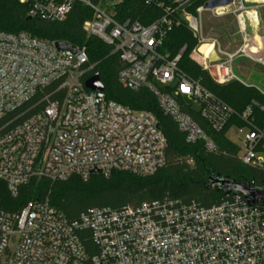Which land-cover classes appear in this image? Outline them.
<instances>
[{
    "label": "built area",
    "instance_id": "1",
    "mask_svg": "<svg viewBox=\"0 0 264 264\" xmlns=\"http://www.w3.org/2000/svg\"><path fill=\"white\" fill-rule=\"evenodd\" d=\"M129 1L19 0L31 17L58 22L78 3L89 8L83 29L119 55L118 80L124 88L149 90L186 141L203 142L209 151H216V143L183 106L196 107L215 132L237 117L244 125L230 129L244 133L238 156L264 173V127L252 120L257 104L237 112L179 67L186 45L175 56L163 50L185 13L203 69L219 84L239 80L233 63L243 50L229 52L208 37L203 13L233 14L246 39L247 28L260 24L258 8L264 2L207 0L195 13H186L194 0H142L159 11L143 23L118 18ZM55 43L26 31H0V179L12 195L33 178L88 180L93 173L109 177L114 171L149 176L163 167L167 140L156 116L87 88L98 62L90 60L86 46L60 51ZM204 44H212L207 54L199 50ZM25 105V111L2 121ZM82 229L90 230L92 254L80 238ZM11 236H16L13 250ZM5 256L8 264H264V205L235 194L211 206L164 199L123 209L93 207L70 221L47 197L29 201L18 213L0 210V264Z\"/></svg>",
    "mask_w": 264,
    "mask_h": 264
},
{
    "label": "trees",
    "instance_id": "2",
    "mask_svg": "<svg viewBox=\"0 0 264 264\" xmlns=\"http://www.w3.org/2000/svg\"><path fill=\"white\" fill-rule=\"evenodd\" d=\"M206 1L194 0L191 5L194 12L196 7ZM134 2L136 0L122 5V19L130 17L149 23L159 15L157 9L147 7L142 0L133 6ZM91 14L89 8L78 3L66 20L50 21L31 17L28 7L19 0H0V31H26L33 37L49 42L65 41L74 46H86L90 60L98 62L93 73L100 75L106 97L136 110L150 111L156 116L167 140L166 163L149 176L114 171L109 177L93 173L88 180L76 175L54 182L33 178L20 187L16 196L0 179V210L18 213L29 201L48 197L51 204L59 208L70 221H76L93 207L123 209L154 200L179 199L186 203L195 201L202 206H211L230 195L216 187H208L209 178L215 175L228 176L240 182H253L258 186L264 183V173L244 164L238 156L239 147L227 137L233 124L244 125L240 119L234 117L222 131L215 132L200 117L196 107L189 104L183 106V110L192 115L216 143V151H209L203 142L193 144L186 141L185 135L172 118L162 112L157 98L149 90L132 91L124 88L118 80L122 68L119 55L110 54L111 49L107 44L98 38L88 37L83 29L84 21ZM216 26L221 27L222 23ZM184 45L186 49L182 53L179 67L237 112L256 103L252 120L255 125L264 127V93L257 86L247 85L237 79L219 84L207 70L191 61L188 54L198 42L187 36V23L183 20L167 36L163 50L175 56ZM28 107L25 105L9 113L2 121L14 118ZM29 114L21 116L16 122L22 121ZM79 235L88 252L94 253L96 248L90 230H79Z\"/></svg>",
    "mask_w": 264,
    "mask_h": 264
},
{
    "label": "rangeland",
    "instance_id": "3",
    "mask_svg": "<svg viewBox=\"0 0 264 264\" xmlns=\"http://www.w3.org/2000/svg\"><path fill=\"white\" fill-rule=\"evenodd\" d=\"M140 1L136 0V2L133 3V6ZM191 5L186 8V13H195L194 8H192ZM258 11L260 15V24L257 28H247L249 35L246 39L239 33V28L233 14L228 13L218 17L214 16L211 10H206L203 13V21L206 35L208 37L217 38L224 49L232 53L241 49L243 50V55L234 60V72L237 78L243 83L257 86L264 93V45H260L255 38L256 35H259L264 42V4L259 6ZM184 15L185 13L180 15L182 21H186ZM121 16L119 12L118 18H122ZM221 23V27L216 26V24ZM187 36L194 39L190 34L188 26ZM253 46L259 48L260 52L258 54L254 51ZM188 57L195 64L201 66L202 57L197 53L196 47L190 50ZM243 134V132H240V130L236 128H231L227 132V137L239 147V151L242 147L241 138ZM15 244L16 236H11L9 241L10 250L14 249ZM2 264H8L7 256L2 260Z\"/></svg>",
    "mask_w": 264,
    "mask_h": 264
},
{
    "label": "water",
    "instance_id": "4",
    "mask_svg": "<svg viewBox=\"0 0 264 264\" xmlns=\"http://www.w3.org/2000/svg\"><path fill=\"white\" fill-rule=\"evenodd\" d=\"M56 47L60 50L75 51V46L65 42L59 41L55 43ZM214 51L212 57H216ZM87 88L92 90L104 91L105 86L98 73H94L85 81ZM208 187H216L218 190L224 191L226 194L242 195L250 204L264 205V183L260 186L255 185L253 182L244 181L240 182L228 176L215 175L209 178Z\"/></svg>",
    "mask_w": 264,
    "mask_h": 264
},
{
    "label": "bare ground",
    "instance_id": "5",
    "mask_svg": "<svg viewBox=\"0 0 264 264\" xmlns=\"http://www.w3.org/2000/svg\"><path fill=\"white\" fill-rule=\"evenodd\" d=\"M262 2H264V0H262ZM255 38L257 39V41H258V43H259L260 45H264V42H263L262 38H260L259 35H256ZM255 45H256V44H255ZM253 48H254V51H255L257 54L260 52V50H259L258 47L253 46ZM262 48H263V46H262ZM211 49H212V44H204V45H202V46L200 47L199 50L207 54ZM261 51H262V50H261Z\"/></svg>",
    "mask_w": 264,
    "mask_h": 264
}]
</instances>
